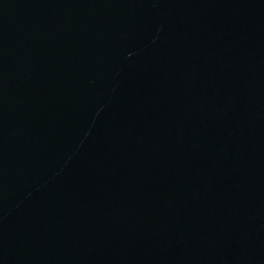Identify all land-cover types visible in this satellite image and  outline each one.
<instances>
[{"label":"water","instance_id":"95a60500","mask_svg":"<svg viewBox=\"0 0 264 264\" xmlns=\"http://www.w3.org/2000/svg\"><path fill=\"white\" fill-rule=\"evenodd\" d=\"M0 264H264V0H0Z\"/></svg>","mask_w":264,"mask_h":264}]
</instances>
